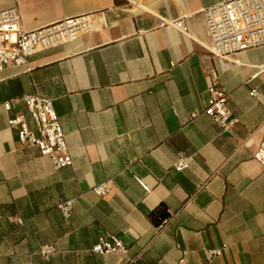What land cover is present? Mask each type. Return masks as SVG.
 Here are the masks:
<instances>
[{
    "label": "crops",
    "instance_id": "1",
    "mask_svg": "<svg viewBox=\"0 0 264 264\" xmlns=\"http://www.w3.org/2000/svg\"><path fill=\"white\" fill-rule=\"evenodd\" d=\"M226 1L0 0L24 31L90 19L74 39L0 74V264H207L215 250L212 264L263 263L264 169L253 156L264 133V46L220 70L203 12ZM208 69L239 119L228 133L203 113ZM24 95L53 100L70 167L17 141L9 120H28ZM180 154L187 167L177 172ZM109 180V195L97 196ZM64 199L75 200L67 220ZM162 206L167 222L155 225ZM101 236L127 254L92 253ZM44 245L56 248L48 260Z\"/></svg>",
    "mask_w": 264,
    "mask_h": 264
},
{
    "label": "built area",
    "instance_id": "2",
    "mask_svg": "<svg viewBox=\"0 0 264 264\" xmlns=\"http://www.w3.org/2000/svg\"><path fill=\"white\" fill-rule=\"evenodd\" d=\"M19 1L21 0H15ZM203 17L211 44L209 53L217 60L222 71L228 69V59L233 55L264 46V0H228L205 10ZM89 26V16H82L63 19L37 30L24 31L15 9L0 11V74L7 66L26 67L28 59L34 53L72 40ZM175 26L182 28L181 23ZM207 73L210 78L209 98L203 113L228 133L239 123V119L227 107L228 93L219 84L217 71L208 69ZM250 94L254 97L256 92L252 91ZM17 101L5 102L4 109L11 110ZM20 101L27 109L28 120L20 114L9 120V126L15 130L19 144L37 148L40 155L49 158L56 169L70 167L72 161L53 100L38 95H24ZM29 122H32L34 129ZM253 158L264 169V133ZM186 167L187 158L180 154L173 168L180 172ZM134 179L144 192L149 191L141 178L135 176ZM112 187L113 183L109 180L92 190L97 196L106 197ZM74 204V199H64L57 204V209L65 220L70 218ZM166 222V219L162 220V223ZM127 251L123 243L114 236H101L91 248V252L98 255H126ZM55 253L56 248L51 245L40 246L38 249V254L44 260ZM219 255L220 250L208 252L207 264H212L213 258Z\"/></svg>",
    "mask_w": 264,
    "mask_h": 264
},
{
    "label": "trees",
    "instance_id": "3",
    "mask_svg": "<svg viewBox=\"0 0 264 264\" xmlns=\"http://www.w3.org/2000/svg\"><path fill=\"white\" fill-rule=\"evenodd\" d=\"M114 2L115 4H121L124 3V0H114ZM166 217H168V214L166 212V208L163 206L158 208L150 215V219L155 225L159 224L160 221L165 219Z\"/></svg>",
    "mask_w": 264,
    "mask_h": 264
}]
</instances>
